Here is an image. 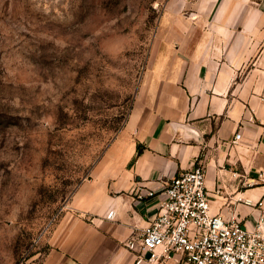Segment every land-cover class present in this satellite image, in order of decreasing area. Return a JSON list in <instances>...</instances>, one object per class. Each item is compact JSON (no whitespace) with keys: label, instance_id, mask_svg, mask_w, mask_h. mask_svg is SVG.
<instances>
[{"label":"crops","instance_id":"1","mask_svg":"<svg viewBox=\"0 0 264 264\" xmlns=\"http://www.w3.org/2000/svg\"><path fill=\"white\" fill-rule=\"evenodd\" d=\"M161 25L143 88L152 103L137 97L39 264H149L126 246L156 213L144 195L196 159L212 213L251 226L264 212V0H168Z\"/></svg>","mask_w":264,"mask_h":264},{"label":"rangeland","instance_id":"2","mask_svg":"<svg viewBox=\"0 0 264 264\" xmlns=\"http://www.w3.org/2000/svg\"><path fill=\"white\" fill-rule=\"evenodd\" d=\"M168 0H0V264H39L143 92Z\"/></svg>","mask_w":264,"mask_h":264},{"label":"built area","instance_id":"3","mask_svg":"<svg viewBox=\"0 0 264 264\" xmlns=\"http://www.w3.org/2000/svg\"><path fill=\"white\" fill-rule=\"evenodd\" d=\"M144 196L157 198L156 213L126 246L135 248L138 257L146 255L149 264L170 259L182 264H264V212L251 226L212 213L199 159L170 178L162 191L148 190Z\"/></svg>","mask_w":264,"mask_h":264}]
</instances>
